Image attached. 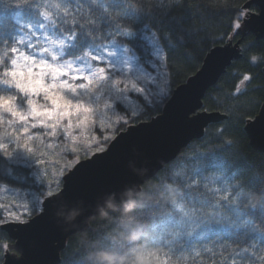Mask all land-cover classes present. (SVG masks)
I'll use <instances>...</instances> for the list:
<instances>
[{
	"label": "snow or ice",
	"instance_id": "obj_1",
	"mask_svg": "<svg viewBox=\"0 0 264 264\" xmlns=\"http://www.w3.org/2000/svg\"><path fill=\"white\" fill-rule=\"evenodd\" d=\"M246 15L241 9L233 21L237 32ZM193 35L188 0H0V171L23 180L17 173L28 169L34 184L42 187L47 172L36 166L45 160L33 143L48 138L57 143L87 140L112 117L127 123L121 113L138 115L167 97V53L187 46ZM257 60L251 57L253 63ZM251 79L245 74L241 83ZM224 166L223 159H212L206 168L197 169L185 182L186 198L194 206L219 201L217 207L227 208L242 222L223 218L205 223L201 234L176 233L180 243L162 233L160 243L177 253L200 246L195 256L204 252L213 261L218 253L228 264H264V211L258 216L261 223L247 218L257 213L244 211L233 200L239 193L230 184L234 173L225 171L214 181L215 196L195 182L207 177L209 169ZM222 189L231 196L224 199ZM47 196L51 204L52 192ZM45 203L36 196L34 207L40 210ZM179 212L162 217L157 227H180ZM27 213V206L19 214L8 212L0 224H24ZM214 238L231 240L234 246L216 247L214 253L207 246ZM169 252L164 264H172Z\"/></svg>",
	"mask_w": 264,
	"mask_h": 264
},
{
	"label": "trees",
	"instance_id": "obj_2",
	"mask_svg": "<svg viewBox=\"0 0 264 264\" xmlns=\"http://www.w3.org/2000/svg\"><path fill=\"white\" fill-rule=\"evenodd\" d=\"M250 1L188 0L190 24L194 28V35L187 46L178 45L174 53H167L171 75V88L167 97L155 102L152 106L144 107L138 115L133 116L130 112L123 113L126 115L127 123L120 121L115 129L97 127L95 129L97 139L92 148L85 146L83 155L90 156L106 149L110 141L128 126L149 121L159 115L174 89L201 68L206 55L213 47L242 37L241 33L235 31L231 25L239 10L243 9L247 15L259 11L256 5L249 4ZM50 3L54 4L55 0H50ZM262 51H264V38L258 39L255 34L248 33L241 43V58L232 63L218 82L209 88L203 99L204 110L221 112L225 118L220 123L209 125L201 139L192 141L175 160L142 186L141 191L147 193L151 199L141 202L134 209L131 220L123 215L122 202L117 203L116 210L110 211L107 217L97 215L86 231L68 239L61 252L59 264H86L83 259L86 247L83 242L84 233L88 236L87 244L99 243L102 247L120 253L127 257L126 264H132L133 261L135 264H164L163 257L169 249L160 243L162 233L166 239L180 243L175 236L176 233L201 234L205 223L212 224L223 218H228L237 224L241 223L242 221L235 213L229 212L227 208L217 207L216 204L219 201L214 203L202 201L194 206L186 198L185 182L195 176L197 169L206 168L212 159H223L225 166L209 169L207 177L203 175L197 177L195 182L202 184L215 196L217 194L213 190L217 187V183L214 181H220L225 171L234 173L230 184L238 187L239 193L238 198L233 197V200H236L244 211L252 212L255 209L257 216L247 218L261 223L258 216L264 211V153L258 152L251 146L245 126L259 113L264 103ZM253 55L258 56L255 63L251 61ZM245 74L250 75L252 79L241 83ZM221 129L223 131H220ZM105 137L108 138L105 139ZM76 155L69 153L73 159ZM29 171L22 169L17 173L24 176L23 180L14 179L0 171V185L33 194L30 214L22 217L24 221L40 212L34 207L35 197L38 196L44 200L47 192L53 191L45 184L37 187ZM222 193L224 199L231 196V192L227 190L222 189ZM177 210H180L179 215L183 221L180 227L171 225L165 226L164 229L157 227L162 217L168 213L175 215ZM6 219L3 208L0 207V221ZM133 230L135 232L129 237V233ZM12 242L13 240L0 227V264L4 262L6 251ZM223 245H233V241L214 238L207 243L208 247L213 248L214 253H216V247ZM200 250V246H196L182 253L171 251L169 255L172 264H228L227 261L221 260L218 253L215 254L214 261L204 252H201L200 257H196L195 252Z\"/></svg>",
	"mask_w": 264,
	"mask_h": 264
},
{
	"label": "water",
	"instance_id": "obj_3",
	"mask_svg": "<svg viewBox=\"0 0 264 264\" xmlns=\"http://www.w3.org/2000/svg\"><path fill=\"white\" fill-rule=\"evenodd\" d=\"M259 8L247 15L238 31L241 38L213 47L201 68L174 89L162 112L118 133L106 149L78 161L62 177V188L53 193L41 211L24 224L3 223L1 229L13 240L2 264H59L68 239L86 231L99 208L114 197L127 199L128 190L141 192L180 152L205 135L207 127L220 123L221 112L203 109V99L232 63L241 58V43L248 33L264 38V0H251ZM251 146L264 153V103L245 126ZM73 209L81 214L74 222L64 215Z\"/></svg>",
	"mask_w": 264,
	"mask_h": 264
},
{
	"label": "rangeland",
	"instance_id": "obj_4",
	"mask_svg": "<svg viewBox=\"0 0 264 264\" xmlns=\"http://www.w3.org/2000/svg\"><path fill=\"white\" fill-rule=\"evenodd\" d=\"M121 114L123 115V113ZM119 122L120 121L117 122L116 117H112L102 129H115ZM33 131L37 132L39 130ZM96 139L97 133H95L94 130L87 140H77L75 143L66 140L62 143H57L51 138L43 139L42 141L37 140L33 143L32 146L38 150L37 155L45 160V164L37 165V168L47 172L44 184L53 190L52 194L62 188L63 181L60 183V178L62 179L63 175L69 171L78 161L89 157L83 155L85 153V146L92 148ZM69 153L77 154L76 158L73 159L72 156H69ZM32 202V193H29L28 191L21 192L5 185H0V205H4L2 208L5 216L8 212H17L18 214L23 212L24 206H27L28 213L26 215H29ZM41 209L42 208H40V211ZM24 216L25 215L22 217Z\"/></svg>",
	"mask_w": 264,
	"mask_h": 264
},
{
	"label": "clouds",
	"instance_id": "obj_5",
	"mask_svg": "<svg viewBox=\"0 0 264 264\" xmlns=\"http://www.w3.org/2000/svg\"><path fill=\"white\" fill-rule=\"evenodd\" d=\"M127 199L123 201V215L126 216L129 220L133 217L131 213L134 209L143 201L151 199L147 193L135 192L134 190H128L124 194ZM255 199V198H254ZM117 205L115 203V198H109L105 202V206L99 208V215L101 217H107L109 212L112 210H116ZM81 214V211L78 209H73L70 213L62 214L67 222H74L77 217ZM135 232L129 233V237ZM88 236L87 233L83 234V242L86 244L85 251L83 254V259L86 264H126L127 257L122 256L120 253L116 251H112L108 248L102 247L99 243L87 244ZM132 264H135L133 261Z\"/></svg>",
	"mask_w": 264,
	"mask_h": 264
}]
</instances>
